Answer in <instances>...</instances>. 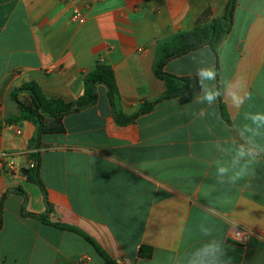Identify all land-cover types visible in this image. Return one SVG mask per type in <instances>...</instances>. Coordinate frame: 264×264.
<instances>
[{
  "label": "crops",
  "instance_id": "crops-1",
  "mask_svg": "<svg viewBox=\"0 0 264 264\" xmlns=\"http://www.w3.org/2000/svg\"><path fill=\"white\" fill-rule=\"evenodd\" d=\"M228 3L0 0V264H105L55 224L118 264H200L213 242L226 245L223 264H264V124L251 118L264 114V0H238L218 55L206 45L167 62L164 72L194 80L187 104L166 100L120 124L98 85L97 102L65 116L66 133L43 135L39 148L32 122L7 123L21 115L15 90L36 82L74 105L101 64L115 73L118 110L134 115L167 90L154 72L159 46L222 17ZM206 69L216 77L201 82ZM206 91L218 93L213 102ZM233 91L251 98L237 108ZM241 145L256 149L253 162L234 163ZM33 154L45 192L32 181Z\"/></svg>",
  "mask_w": 264,
  "mask_h": 264
},
{
  "label": "trees",
  "instance_id": "trees-1",
  "mask_svg": "<svg viewBox=\"0 0 264 264\" xmlns=\"http://www.w3.org/2000/svg\"><path fill=\"white\" fill-rule=\"evenodd\" d=\"M237 2L238 0H229L226 12L222 17L215 19L209 24L199 25L191 33L179 34L170 42H165L159 46L158 54L160 57L156 62L154 72L159 79L166 82L167 90L162 96L145 102L134 115L126 116L123 112L118 110L121 97L115 73L109 65L101 64L87 75L84 93L74 105L67 104L60 98L48 97L36 82L25 84L22 88L15 90L12 93V97L19 105L21 115L15 120H7V123L17 122L19 120L32 122L36 127V135L32 139L30 146L39 148L43 135L66 133V127L63 122L65 116L86 109L97 102L98 85H104L108 89L109 99L114 109L116 120L120 124L133 122L140 115L151 112L159 103L166 100L180 98L181 102L184 104L191 102L193 99L192 86L194 80L168 74L164 72V67L171 59L180 57L206 45L210 46L215 54L218 55L219 46L232 30V19ZM20 93H27L29 101H20L18 97ZM32 158L38 161L37 154H33ZM38 168L39 163L37 162L32 170V181L42 187L45 192L44 185L39 178ZM41 218L45 221L46 216H41ZM55 225L61 229H66L82 235L96 247L98 253L104 259L105 264H118L97 246L91 238L78 229L61 224ZM141 251V255L147 258H150L153 254L151 248L144 247Z\"/></svg>",
  "mask_w": 264,
  "mask_h": 264
},
{
  "label": "clouds",
  "instance_id": "clouds-1",
  "mask_svg": "<svg viewBox=\"0 0 264 264\" xmlns=\"http://www.w3.org/2000/svg\"><path fill=\"white\" fill-rule=\"evenodd\" d=\"M200 76L203 78H207L209 80H214L216 77V72L213 69H206V70H201ZM243 79V78H242ZM243 87V86H241ZM218 93L214 91H206L204 98L209 102H213ZM251 98V93H246L245 95H240L239 91H233L231 93V99L232 103L235 107L239 108L243 103L245 99H250ZM253 123L259 122L260 124H264V114L257 113L253 115L252 117ZM258 153L255 148H246L244 145H241L237 151H236V156L234 158V163H239V161L245 157H248V162L251 163L253 162ZM247 169V163L243 166L241 171L237 172L233 177L230 179L235 182L236 180L240 179L246 172ZM218 172L223 175L228 172V169L226 167H220L218 169ZM235 235L239 236V233H235ZM225 246H222L219 243H211L209 245H206L203 248V252L205 253V257L200 260V264H223L222 262V257L225 256Z\"/></svg>",
  "mask_w": 264,
  "mask_h": 264
},
{
  "label": "built area",
  "instance_id": "built-area-1",
  "mask_svg": "<svg viewBox=\"0 0 264 264\" xmlns=\"http://www.w3.org/2000/svg\"><path fill=\"white\" fill-rule=\"evenodd\" d=\"M72 20L75 22H79L82 23L84 21V18L81 16L80 12L78 10H75L72 16ZM20 133V132H18ZM8 158V155L3 153L0 154V173L3 171L4 166H5V162Z\"/></svg>",
  "mask_w": 264,
  "mask_h": 264
},
{
  "label": "rangeland",
  "instance_id": "rangeland-1",
  "mask_svg": "<svg viewBox=\"0 0 264 264\" xmlns=\"http://www.w3.org/2000/svg\"><path fill=\"white\" fill-rule=\"evenodd\" d=\"M37 162H38L37 160H35L34 158H32V163H33L32 170L36 166Z\"/></svg>",
  "mask_w": 264,
  "mask_h": 264
}]
</instances>
